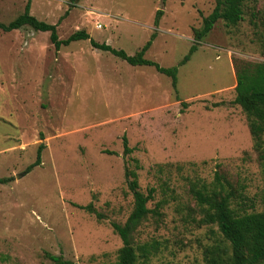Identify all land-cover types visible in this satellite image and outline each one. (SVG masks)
<instances>
[{"label": "rangeland", "instance_id": "obj_1", "mask_svg": "<svg viewBox=\"0 0 264 264\" xmlns=\"http://www.w3.org/2000/svg\"><path fill=\"white\" fill-rule=\"evenodd\" d=\"M26 4L59 40L84 31L133 56L154 34L144 58L175 67L177 83L89 41L56 52L47 32L0 31V178L10 179L0 184V264H49L47 254L115 264L122 244L111 224L133 208L125 166L141 193L154 190L133 233L134 245L157 246L145 264H206L221 236L202 223L191 188L218 174L261 208L259 161L233 101L235 66L264 63V0H244L235 26L216 22L181 66L215 0H0V23ZM41 143V164L25 174ZM89 204L100 219L79 208Z\"/></svg>", "mask_w": 264, "mask_h": 264}, {"label": "trees", "instance_id": "obj_2", "mask_svg": "<svg viewBox=\"0 0 264 264\" xmlns=\"http://www.w3.org/2000/svg\"><path fill=\"white\" fill-rule=\"evenodd\" d=\"M76 0H70L74 3ZM165 1V0H163ZM244 0H215L212 12L202 20V26L193 29L194 43L179 66L188 62L189 57L196 51V45L201 42L212 30L214 24L222 21L227 26H235L243 19ZM162 11L155 13L154 25L157 27ZM28 27L35 32L49 33V40L54 50L58 52L61 47H66L73 42L89 41L93 49L107 52L130 66H147L156 72L167 76L171 80L172 89L176 90L177 69L162 68L154 62L144 58V54L150 48L155 38L152 34L149 41L133 56H128L122 50H116L106 44H98L90 39L84 31H78L65 40H59L56 34V25H49L38 21L29 13V4H26L23 13L8 24L0 23V31L9 33L14 30ZM235 98L237 105L245 115L249 135L252 139V148L257 154L260 166V174L263 181V190L260 201V210H255V204L249 200L240 190L234 189L227 181L218 174L210 186L201 185L192 187L191 193L197 205L202 211V223L216 226L221 241L209 246L204 250L206 264H264V63H242L235 66ZM123 156L131 153L127 147L126 138L122 139ZM44 145L39 144L36 151L35 161L26 167L24 173L41 164V153ZM135 168H137L135 166ZM134 169L125 166L124 178L127 189L132 195L133 208L123 224L112 223L113 232L121 241V248L117 252L115 264H145L150 256L157 251L154 243H133V233L140 224L152 213L147 208V203L152 199L153 189L144 195L139 191L137 174ZM10 179L0 178V184H7ZM80 209L95 214L97 219L100 215L87 206H79ZM156 214L155 211H153ZM49 264H75L61 256L46 255Z\"/></svg>", "mask_w": 264, "mask_h": 264}]
</instances>
